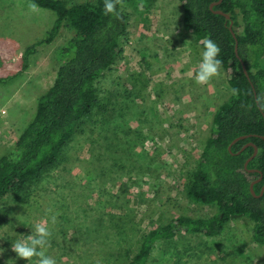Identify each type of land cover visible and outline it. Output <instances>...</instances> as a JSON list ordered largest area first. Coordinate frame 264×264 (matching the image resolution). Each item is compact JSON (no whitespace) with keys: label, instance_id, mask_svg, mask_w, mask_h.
I'll return each instance as SVG.
<instances>
[{"label":"rangeland","instance_id":"374dc122","mask_svg":"<svg viewBox=\"0 0 264 264\" xmlns=\"http://www.w3.org/2000/svg\"><path fill=\"white\" fill-rule=\"evenodd\" d=\"M27 3L0 0V156L33 118L55 76V53L73 35L61 27L22 69L24 48L55 20L46 8L29 13ZM121 8L127 14L121 54L96 79V103L81 133L57 165L0 200V264H35L36 257L17 258L11 245L45 220L52 232L45 254L56 264H127L149 229L215 211L190 200L185 186L215 110L232 93L225 72L220 67L208 84L195 83L203 48L183 27L179 0H123ZM252 225L233 216L217 236L180 228L153 245L149 263L264 264Z\"/></svg>","mask_w":264,"mask_h":264},{"label":"trees","instance_id":"16d2710c","mask_svg":"<svg viewBox=\"0 0 264 264\" xmlns=\"http://www.w3.org/2000/svg\"><path fill=\"white\" fill-rule=\"evenodd\" d=\"M216 0H179L182 25L203 48L204 38L212 39L221 49L218 59L231 89L239 90L215 110L210 133L189 172L185 186L187 197L215 207L205 217L179 215L173 220L149 229L141 237L137 252L127 264H150L153 245L169 240L178 229L188 233L217 236L233 216H245L253 221L251 236L264 245V112L258 110L254 97L264 94V0H221L213 9L229 14L214 13L211 2ZM42 8L54 12L55 20L45 36L27 45L21 55L22 69L37 47L50 43L63 26L73 35L56 53L57 69L51 85L42 94L31 121L15 139L13 147L0 156V200L11 189L39 177L57 165L63 150L72 138L81 133V121L96 103V79L121 54L120 40L126 35L127 14L118 5L120 18L103 14V0H34ZM233 22L235 38L228 25ZM244 62L249 78L243 72ZM2 79L0 78V82ZM247 135L228 145L237 136ZM257 147L256 155L245 160Z\"/></svg>","mask_w":264,"mask_h":264},{"label":"clouds","instance_id":"9594fccd","mask_svg":"<svg viewBox=\"0 0 264 264\" xmlns=\"http://www.w3.org/2000/svg\"><path fill=\"white\" fill-rule=\"evenodd\" d=\"M123 7V0H103V14L111 15L112 17L119 19L120 12L117 10V6ZM29 13H37L39 11V5L34 0H28L26 5ZM142 11L143 8L141 7ZM203 50L201 52V60L198 68L193 72V79L198 85H206L209 81L219 76L221 59H218L221 49L210 38H204L202 41ZM234 95L239 94V90L232 89ZM255 105L261 112H264V94H258L254 97ZM49 213H52L51 209H48ZM52 224L57 222L56 214L50 216ZM52 232L49 228V221L45 220L33 225L31 234L27 235L25 239L17 240L12 243L11 250L15 252L16 257L25 261H31L36 257L35 264H56V260L45 254L46 248L50 245V238ZM3 249H0V253Z\"/></svg>","mask_w":264,"mask_h":264},{"label":"water","instance_id":"95a60500","mask_svg":"<svg viewBox=\"0 0 264 264\" xmlns=\"http://www.w3.org/2000/svg\"><path fill=\"white\" fill-rule=\"evenodd\" d=\"M220 2H221V0H216V1H214V2H211L210 5H209L210 9H212V11H213L214 13L221 14V15H223L226 19H229L230 16H229V14H227L226 12L222 11L221 9H213V6L219 4ZM228 27H229V29H230V31H231L233 37L235 38V46H234V50H235V54L238 56L237 40H236L235 32H234V30H233V22H232V20H230ZM240 62H241V66H242L243 72H244L245 75L249 78V74H248V71H247V69H246V66H245L244 62H243L241 59H240ZM246 136H247V135H241V136H237V137H235V138L230 142V144L228 145V147H227L228 150H229V151L231 150V146H232V144H233L235 141H237L239 138H244V137H246ZM263 137H264V136H263ZM250 144L253 145V152H252V154H251V155L245 160L243 166H244V168H246V169H247L248 171H250V172H252V171H258V172L260 173V171H259L258 169H256V168H247V164H248V162H249V161H250V160L256 155V153H257V147H256L253 143H250ZM260 180H261V173H260V176H259L258 178L252 180V181L250 182V184H249V190H250V192H251V194H252L253 196H256V197H257V196H260V195L262 194L263 190H264V184H263L262 187H261V190H260V192H259L258 194H256V193L254 192L253 185H254V183H256V182H258V181H260Z\"/></svg>","mask_w":264,"mask_h":264}]
</instances>
